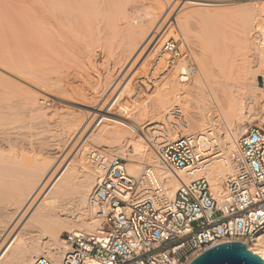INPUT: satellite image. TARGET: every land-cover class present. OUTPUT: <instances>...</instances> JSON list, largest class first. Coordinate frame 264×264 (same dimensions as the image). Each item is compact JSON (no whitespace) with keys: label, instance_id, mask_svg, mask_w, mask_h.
<instances>
[{"label":"bare ground","instance_id":"6f19581e","mask_svg":"<svg viewBox=\"0 0 264 264\" xmlns=\"http://www.w3.org/2000/svg\"><path fill=\"white\" fill-rule=\"evenodd\" d=\"M209 1L221 0H192L190 4L202 6ZM23 2V15L14 7L9 17V31L17 36L18 28L25 27L28 38L20 41L14 37L0 43V264H29L38 255L59 264L67 248L59 238L62 231L91 233L96 229L98 221L89 195L102 170L88 157V141L108 147L109 156L119 154L127 160L125 168L136 178V190L143 191V199L148 197L143 169L154 164L155 147L211 128L218 153L201 174L207 177L215 196L223 194V180L232 172L230 156L235 140L246 127L244 120L258 118V123L264 124V110L258 115L254 105L256 98L264 96V23L257 19L258 11H251L255 6H250L251 18L242 11L239 29L236 27L240 50L239 82L234 77L237 87L232 85L233 78L226 76L233 82L232 88H227L222 72L224 82H219L227 89L218 95L212 86L214 92L207 93L202 83L207 87L212 84L207 83L205 63L200 78L193 75L190 85L181 82L178 74L185 63L168 66L160 50L153 62L161 65L165 57L162 70L170 71L158 84L160 78H155L150 87L142 80L150 92L149 104L143 105L135 101L136 91L124 84L128 63L147 44L159 43L171 18L179 27H186L185 14L179 12L187 10V2L153 0L140 6L139 0H115L111 4L107 0L106 10L98 8L99 0ZM155 2L159 6H153ZM262 6L264 12V3ZM91 16L96 22L89 24L92 29L87 36L93 41L84 40L80 48L79 30L87 27ZM202 17L207 19L205 14ZM252 57L258 63L255 66ZM77 60L81 72L94 73L96 78L71 91L74 103L84 109H73L53 136L51 117L40 102L46 91L43 87L48 74L72 68ZM179 90L185 92L181 98ZM157 172L165 199L173 197L181 180L190 179L183 174L178 178ZM249 250L264 261V247L256 242Z\"/></svg>","mask_w":264,"mask_h":264},{"label":"built area","instance_id":"2783aa9c","mask_svg":"<svg viewBox=\"0 0 264 264\" xmlns=\"http://www.w3.org/2000/svg\"><path fill=\"white\" fill-rule=\"evenodd\" d=\"M161 52L168 56V66L185 63L178 74L181 82L197 71L186 49L174 38L163 41ZM152 67L143 78L149 86L156 78L152 73L157 64ZM234 146L232 172L223 180L224 192L217 197L201 174L218 153L213 129L161 143L154 149V164L143 169L148 193L143 199L125 161L109 156L106 148L91 146L88 157L102 170L89 195L98 225L91 233L66 231L62 239L67 248L59 264H187L223 242H241L248 250L256 242L264 247V124L246 125ZM157 170L190 179L181 180L173 197L165 199ZM29 264L55 263L38 255Z\"/></svg>","mask_w":264,"mask_h":264},{"label":"rangeland","instance_id":"374dc122","mask_svg":"<svg viewBox=\"0 0 264 264\" xmlns=\"http://www.w3.org/2000/svg\"><path fill=\"white\" fill-rule=\"evenodd\" d=\"M17 1H19V4H14ZM135 1L137 2L138 0H135ZM139 1L140 2H138V3L140 4V6H142L143 3H144L143 4V6H144L146 4L145 2L150 3L153 0H149L150 2L148 0L147 1L145 0V2L143 0H139ZM142 1H143V3H142ZM183 1L187 2L186 5L188 8L186 7L187 10L184 9V10H182V11H184V13L181 11V13L179 12V14H183V16L185 14L186 27L185 28L179 27L178 24L174 21V18H171V20H170L171 22L165 23V26L163 29H165L166 31L164 32L161 39L159 40V43H157L156 46H154V43L153 44H147L145 47H143L140 50L139 53L137 52L136 53L137 56L135 54V56H133V58L131 59L130 63H128V69H127L124 84H126L128 88L134 89L136 91L137 97H136L135 101L139 104L147 105L150 102L149 87L151 85L148 87L146 84H144V86H143V84L141 82H142L143 78L145 76H147L150 73L151 69L153 68L152 67L153 63H154L153 60L159 54V51L161 50V45H162L163 41L169 37L174 38L175 40H177V42L179 44H182V47L184 49H186V51L190 55V58H192V60L195 62L196 66H197V71L194 73L195 77H197V76L199 77L201 73L203 74V72H204L203 71V69H204L203 63L206 64L205 68L208 70L206 73V76L208 79L206 78V80H207V83L212 84V85H210V87H207L204 83H202L203 89L204 90L206 89L205 91H207V93L214 92V89H216L215 90L216 94L221 95L225 91V89H223V88H226L224 86L225 83L227 84L226 85L227 88H229V86H230V88H232L230 83H233L234 81H235L234 83L236 85L235 86L234 84H232L234 87H237L239 84L238 82L240 79V68L238 66L240 63L239 62L240 50L238 49L239 47H237L238 45L236 42L237 41V34H238V32L236 30L239 29V27H238L239 26L238 25L239 20L238 19L240 18V15H242L244 13H246L248 15L250 13L249 11L254 6L255 7L251 11H253L254 13L258 11L257 12L258 14H261V12H262V14H264V12L261 11L263 8L262 3H264V0L209 1L210 4L202 5V6H197L196 4H190L191 3L190 1H192V0H183ZM195 1H198V0H193L194 3H195ZM99 2H100V4H99L98 8L106 10L107 8H105V6L108 7V2H109V4H111V3H114L115 0H108V2H107V0H105V2L103 0H99ZM23 3H24L23 0H15V2H14V0L13 1L12 0H0V41H2L0 43H4L6 41L7 42L12 41L14 39L19 40L17 38H20V41L21 40L24 41L28 38L26 36L27 32L25 30V27L23 28L20 26V28H18V30H17V34H18L17 36L18 37L16 35L14 36L13 33L9 31V30H11V27H9L10 26V23H9L10 18L9 17H11L13 15V11L15 8L16 9L18 8V14L19 15H23L22 14L23 13ZM100 6L102 8H100ZM153 6H159V5L155 2V3H153ZM250 6H253V7H250ZM261 6H262V8H261ZM10 7H11V9H10ZM191 9H193V10H191ZM245 10H246V12H245ZM242 11H243V13H242ZM247 11H248V13H247ZM257 13H256V17H257V19L260 20L259 22L264 23V17H263L264 15L261 14L258 16ZM204 14H205V17L207 19H204L202 17V15H204ZM207 16H209V17H207ZM91 17L93 19V16H91ZM248 17H250V15H248ZM92 19H90L91 22H89V20L87 21V25H86L87 27L81 28L80 29L81 31L79 30V33H80L79 35L81 36V38L78 35L77 42L79 41L78 43L81 44L80 48H82V46H84V40H85V43L93 41L92 38L87 36V35H89V33L92 29L91 25H89V24H91L92 21H94L93 23L96 22L94 19L93 20ZM249 22H250L249 25L253 24L252 20H250ZM250 26H252V25H250ZM236 27H237V29H236ZM25 32H26V34H25ZM81 32H83V33H81ZM9 34H10V37H9ZM82 34H83V36H85V34H86V36L83 37ZM235 34H236V37H235ZM22 35H25V36H23L24 38H22ZM11 36H13V37H11ZM14 37H16V38H14ZM80 41H82V42H80ZM210 41L212 42V44L210 43ZM234 42H236V43H234ZM210 48H211V50H210ZM238 50H239V52H237ZM209 56H210V58H209ZM165 57H168V56L165 55ZM165 57H163V59H161V61H160L161 65H157L156 69H154V71L152 73L153 77L157 78V77L161 76V75H159V73L162 72V69L165 66V64H163V63H165V62H163ZM201 57H203V59ZM235 60H237V62H235ZM207 61H208V65H207ZM252 63L254 66H255V64L256 65L258 64L256 59L253 57H252ZM76 64H78V65L76 66ZM76 64L73 66L74 68L72 67L73 69L68 68V69H65L59 73L48 74L47 75L49 77L48 83H47V85H44V87H43V89H45L46 90L45 92H47V93H45V92L42 93V95L44 96L45 99L41 95L40 102H41V105H43L47 114L51 117L52 129H53L52 135L53 136H55L56 130L58 131L61 128L62 120L69 118V114L73 109H84L82 106L78 105L77 103H74L76 100H74V98L70 96L71 91L74 89L77 90L78 87H81L82 85L87 86L88 82L90 80H93L96 78V74H94V73L81 72V70L79 68V60H77ZM234 65H235L236 69L238 68L237 72H236V69H234L235 68ZM227 69H228V71H227ZM169 71L170 70L168 69L167 72L164 71L162 73H164V75H166V73H168ZM200 71H202V72H200ZM222 72H223V75H222ZM234 73L235 74L237 73V75H234ZM207 74H209V75H207ZM221 75L225 79V83L219 82L221 80L224 82L223 78L220 77ZM163 76L159 79V81L157 80V84L163 80ZM194 76H193V78H195ZM208 76L211 77V81H209L210 77H208ZM226 76L233 78L232 79L233 82H232V80L231 81L229 80L230 81L229 82L228 79H230V78H226ZM234 77H235V79L238 80V82H237L238 84L236 83V80L234 79ZM193 78H190L191 80L189 79L185 83H187L189 85L192 84ZM212 78H214L216 80L213 81ZM260 79L261 78L259 77V80ZM188 81H189V83H188ZM191 81H192V83H191ZM212 81H213V83H212ZM212 86L214 87V89L211 88ZM215 86H216V88H215ZM210 88L212 91L210 90ZM217 88L221 89V90L219 91ZM208 90H210V91H208ZM67 91H68V93H67ZM205 91H203V92H205ZM183 93H185L183 90H179L178 91V95H179L178 97L181 98V96L184 95ZM116 94L117 93H115V95L113 97H115ZM209 94H207V95H209ZM208 97L210 99V95ZM41 98H43V100ZM255 101L257 103V104H254L255 105V111H258V115H260L261 110H264V107H263L264 96L256 98ZM250 112L252 113L253 111H250ZM258 122H259L258 118H254L251 121L244 120L245 125H249L251 123H258ZM87 145L105 148L103 145H100V144L95 143L93 141H88ZM106 148H108V147H106ZM111 152H113V151H111ZM115 155L121 157V155H119V154H115ZM122 159L125 161V163L127 162V160L125 158H122ZM65 232L66 231H62L59 234L60 239L63 238V234ZM60 249L62 250V248H60Z\"/></svg>","mask_w":264,"mask_h":264},{"label":"water","instance_id":"95a60500","mask_svg":"<svg viewBox=\"0 0 264 264\" xmlns=\"http://www.w3.org/2000/svg\"><path fill=\"white\" fill-rule=\"evenodd\" d=\"M187 264H264V261L248 250L244 243L232 241L204 250Z\"/></svg>","mask_w":264,"mask_h":264}]
</instances>
